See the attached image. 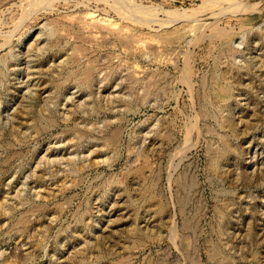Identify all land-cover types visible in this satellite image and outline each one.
I'll return each mask as SVG.
<instances>
[{"label": "rangeland", "instance_id": "374dc122", "mask_svg": "<svg viewBox=\"0 0 264 264\" xmlns=\"http://www.w3.org/2000/svg\"><path fill=\"white\" fill-rule=\"evenodd\" d=\"M234 2L0 0V264H264V0Z\"/></svg>", "mask_w": 264, "mask_h": 264}, {"label": "bare ground", "instance_id": "6f19581e", "mask_svg": "<svg viewBox=\"0 0 264 264\" xmlns=\"http://www.w3.org/2000/svg\"><path fill=\"white\" fill-rule=\"evenodd\" d=\"M207 2H209V1H211V0H206ZM226 1V0H225ZM228 1V0H227ZM261 1H263V0H256L255 2L254 1H252L251 3H248V4H246V3H243L242 2V0H236V2H234V3H236L235 4V8H236V10H239V9H243V8H245V9H248V8H251V7H253V6H256L257 4H259ZM209 4V3H208ZM214 4V3H213ZM210 5V4H209ZM231 5V4H230ZM213 6V5H212ZM233 6V5H232ZM234 7V6H233ZM220 7H218V9H219ZM223 8H225V7H223ZM217 9V10H218ZM211 10V9H210ZM216 10V9H215ZM212 11V10H211ZM220 11V10H219ZM213 12V11H212ZM215 12V11H214ZM213 12V13H214ZM222 12V11H221ZM231 13V12H230ZM215 14V13H214ZM218 14V13H217ZM219 30V29H218ZM217 30V31H218ZM172 32V31H171ZM212 32H214L213 31V29H212ZM176 33V32H175ZM221 33V31H218V34H220ZM215 34V33H214ZM171 36H169V38H170ZM168 38V37H167ZM168 38V39H169ZM171 39V38H170ZM171 42V41H170ZM5 62V61H4ZM7 63V62H6ZM4 64V63H3ZM90 68V67H89ZM88 75L90 76V75H92V74H90V71H88Z\"/></svg>", "mask_w": 264, "mask_h": 264}]
</instances>
